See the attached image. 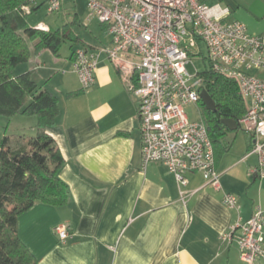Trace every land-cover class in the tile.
<instances>
[{"label": "crops", "instance_id": "crops-1", "mask_svg": "<svg viewBox=\"0 0 264 264\" xmlns=\"http://www.w3.org/2000/svg\"><path fill=\"white\" fill-rule=\"evenodd\" d=\"M255 2L264 9V2ZM100 27L89 38L72 31L77 39L69 69L59 67L56 82L51 73L59 55L43 50L28 62L26 72H33L39 88L58 97L57 124L48 133L65 160L59 176L68 186L69 201L62 206L37 202L19 217V238L37 264H247L241 259L240 232L231 242L222 236L249 220L257 206L264 212V178L253 173L258 166L251 154L254 136L245 131L241 140L237 135L232 144L215 145L222 191L207 185L201 174L188 173L182 197L165 165L153 162L144 168L139 99L107 55L101 54L95 83L86 90L72 71L76 50L111 46L106 26ZM248 32L264 40V29ZM226 193L238 198V208L223 203ZM60 225L70 233L65 241L55 232Z\"/></svg>", "mask_w": 264, "mask_h": 264}, {"label": "built area", "instance_id": "built-area-1", "mask_svg": "<svg viewBox=\"0 0 264 264\" xmlns=\"http://www.w3.org/2000/svg\"><path fill=\"white\" fill-rule=\"evenodd\" d=\"M89 16L106 26L111 46L97 52L78 49L72 71L83 90L96 80L102 53L117 68L122 80L139 99L138 117L144 168L153 162L174 174L185 195L188 173H199L207 185L222 191L216 168L214 144L202 119L192 122L185 108L201 102L203 78L188 70L191 50L208 51L209 68L235 79L247 102L240 127L254 136L251 154L258 158L253 173L264 178V40L231 21L230 7L209 5L210 0H86ZM61 9L60 0H48L49 13ZM37 29L49 31L45 24ZM223 203L238 208V198L226 193ZM240 232L241 259L247 264L264 260V212L257 206L244 223H237L222 236L231 242ZM60 240L70 237L67 226L55 229Z\"/></svg>", "mask_w": 264, "mask_h": 264}, {"label": "trees", "instance_id": "trees-1", "mask_svg": "<svg viewBox=\"0 0 264 264\" xmlns=\"http://www.w3.org/2000/svg\"><path fill=\"white\" fill-rule=\"evenodd\" d=\"M43 3L0 0V117L23 115L38 119L35 136L10 135L0 142V264H37L19 238V217L37 202L62 206L69 201L68 186L59 176L65 160L48 133L57 124L58 97L39 88L32 71L14 76L19 65L30 62L43 50L58 55L66 40L77 39L71 24L49 31L30 24L29 18ZM200 75L203 88L216 103L217 110L213 112L200 102L215 148L223 145L229 130L222 120L230 118L239 123L248 105L235 79L209 67Z\"/></svg>", "mask_w": 264, "mask_h": 264}, {"label": "rangeland", "instance_id": "rangeland-1", "mask_svg": "<svg viewBox=\"0 0 264 264\" xmlns=\"http://www.w3.org/2000/svg\"><path fill=\"white\" fill-rule=\"evenodd\" d=\"M39 2L42 0H38ZM256 0H210L209 5L221 4L223 7H230L232 9V14L229 17L231 21H239L246 25L248 30L252 33L254 31H262L264 29V20H262L263 7L261 3L255 2ZM61 9L58 12L49 13L48 9V0H44V3L40 7L37 13H34L33 16L29 18L30 24L35 25L39 22L48 24L53 29H58L63 27L66 24H71L72 31L75 35H82L85 38H89L91 35V30L95 33L101 32L100 23L97 19L89 16V11L87 9L86 0H60ZM264 2V0H261ZM77 15V20L75 22V17ZM88 27V28H86ZM73 42L66 40L59 51V56L56 57L59 59V63L56 64L54 72L51 73V76L54 77V82L57 81L59 77L58 70L59 67L64 65L69 69V56L72 51ZM202 53L197 49L191 50L190 64L188 65V70L191 74L201 73L203 74L206 68L209 67L207 57L208 51L204 44L201 47ZM47 54H53L51 51L46 50ZM54 56V54H53ZM30 63H25L19 65L14 71V76L25 73L30 69ZM258 77L263 78L264 74L261 72H254ZM74 76V75H73ZM40 85L44 83V76L40 74L35 76ZM52 78H49L52 80ZM75 78V77H74ZM73 78V79H74ZM46 81V80H45ZM48 81V79H47ZM42 83V84H41ZM187 115L189 116L192 122H199L202 119L206 121L205 114L201 103L196 105H189L185 108ZM38 125V119L36 116H23L16 115L13 117L1 116L0 117V142L5 136H25L32 137L36 135V128ZM238 135L237 140H241L245 135V129L242 126L238 130L229 131L224 139V143L230 142L234 143L236 136ZM241 143V141L239 142Z\"/></svg>", "mask_w": 264, "mask_h": 264}, {"label": "water", "instance_id": "water-1", "mask_svg": "<svg viewBox=\"0 0 264 264\" xmlns=\"http://www.w3.org/2000/svg\"><path fill=\"white\" fill-rule=\"evenodd\" d=\"M201 102L205 105V107L213 112H216L217 108H216V103L215 101L212 99V97L210 96V94L203 89L201 91ZM222 123L230 130V131H235L238 130L240 128V125L237 121H235L234 119H230V118H224L222 120Z\"/></svg>", "mask_w": 264, "mask_h": 264}]
</instances>
